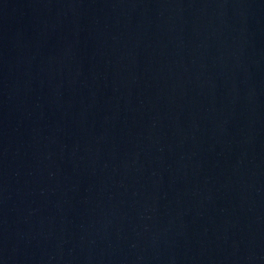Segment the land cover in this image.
Wrapping results in <instances>:
<instances>
[{
    "label": "water",
    "instance_id": "1",
    "mask_svg": "<svg viewBox=\"0 0 264 264\" xmlns=\"http://www.w3.org/2000/svg\"><path fill=\"white\" fill-rule=\"evenodd\" d=\"M0 264H264V0H0Z\"/></svg>",
    "mask_w": 264,
    "mask_h": 264
}]
</instances>
